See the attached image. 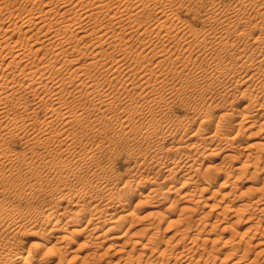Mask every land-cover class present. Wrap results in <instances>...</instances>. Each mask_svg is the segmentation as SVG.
<instances>
[{
	"label": "bare ground",
	"instance_id": "6f19581e",
	"mask_svg": "<svg viewBox=\"0 0 264 264\" xmlns=\"http://www.w3.org/2000/svg\"><path fill=\"white\" fill-rule=\"evenodd\" d=\"M5 1L4 3L11 6H5L6 4L0 2V135H7L11 139H24L26 145L32 146L44 138H58L59 144L65 145L61 152L69 156L72 152V143L68 142L74 132L68 125L75 121L74 115H83L86 108L92 112L97 110L99 113H105L119 102L124 105L122 115H119L122 125L130 126V131L133 132L136 128L145 127V133L155 137L151 140L149 148L150 158L146 157L140 165L141 168L144 164L158 167L154 175H147L148 191H145L146 185H142L138 192H132V183L129 180H125L124 183L113 182L111 175L101 176L93 173L89 180L91 189L79 190L77 200L69 203L70 208H79L83 206L80 204L81 197L87 198L88 206L84 208L82 214L88 212V218L84 222L79 218V215H82L81 209L47 213L46 223L37 231L46 245L54 241L52 246H45L48 249L47 253H58L59 264L76 260L78 258L76 255L67 257L68 234H84L88 237L84 245L86 248L96 247L100 240L104 242L107 239L112 242L114 248L110 244L109 252L105 254L88 250L82 256L81 264H172L173 256L176 260L183 259L181 264H210L217 259L213 252L216 250L215 244L220 239L213 237L214 231L223 226L227 214L231 213L230 207L226 204L219 210L215 208L219 204L215 206L212 204L206 215L198 218L199 222L195 220L193 224L189 219L194 217L202 201L197 200L196 193H204L218 185L212 195L215 197L221 195L223 198L221 201L228 198L230 201H240L236 214L240 218L236 219L237 223L249 209L257 208L263 213L258 221L249 223L244 231L240 243L246 236L249 239L243 252L239 256L236 253H226L223 262L228 263L227 260L232 258L230 264H264L260 263V257L264 254V175L262 180H259L258 176L255 185L247 188L252 191L254 197L252 200L247 202L238 199L240 195H234L236 180L243 177L240 173L245 174L251 167L249 164L251 159L259 161V153L264 149V136L262 141L253 142L244 152L241 151L236 139L242 127L237 133H233L235 128L226 122V113L220 114L215 130L211 129L212 126L210 128V118L207 116L201 121L199 128L186 138H179L180 131L170 127L157 128L152 124L156 131L151 134L152 128L149 123L132 125L133 113L143 111V104L134 103L131 97L138 87L135 77L142 78L143 81H139L142 82V88L145 83V89H141L142 91L136 95L144 98L147 102L145 104L153 110L158 104V95L154 91L152 81L157 82L165 74L166 62L183 64L177 50L181 42L177 36L178 32L187 29L188 23L186 22L185 27V22L178 21L177 14L175 13L176 16L173 14L178 9L176 7L178 0ZM190 1H197L198 6L199 4L204 6L206 1L210 4L205 11V21L210 24V28L201 33L199 45L206 44L207 47L211 44L209 49L215 46L226 51L225 56L218 51L209 52V57H206L208 67L192 73L197 86L212 91L216 89L212 79L217 78L221 88L218 94L223 101L222 105L217 106L219 110L227 107V97L233 93L231 86L237 88L251 82L244 91H256L264 99V91L261 90L264 86V0H237L227 6L216 3V0ZM24 4L26 7L22 6ZM12 7L15 8L11 9ZM147 10H150V13L154 10V15H160L158 21L152 22L150 18H142ZM199 13L201 14L200 11ZM242 25L243 28L235 34L237 41L225 40L224 30L226 31L227 26ZM249 31L257 32L252 44L247 39L243 42ZM17 33L23 36L15 38ZM185 33L194 36L192 39L201 36L199 31L193 29L186 30ZM155 37L160 40L156 41ZM189 41L186 43H190ZM172 42L176 47L174 49L170 46ZM105 46L113 54L103 49ZM46 48L50 51L43 52ZM88 48L93 50L89 53ZM153 59L156 60L151 64ZM93 68H98L102 79L92 74ZM227 78L231 79L229 82L231 85L224 80ZM64 93L72 96L85 94L86 98L92 100V104L82 106L78 113H74ZM30 96H33V100H38L37 103L50 101L51 106L40 124L29 114L22 118L10 116L12 107L9 102L12 97H22L17 103L21 105L24 99ZM263 106L264 102L256 104L255 101H251L244 107L243 117L237 124L240 126L255 123L257 121L254 117L258 115L259 128L264 131V113H261ZM25 109H29L28 105H25ZM212 114L213 111L210 110L207 113ZM57 119L64 128L60 130L53 128ZM166 140H171V145L164 150L160 143ZM205 146L211 149L206 156L223 154L225 160L223 162L230 163V166L222 165V162L219 163L221 165H209L205 170L199 167L197 164L200 158H195L187 150L195 149L198 152L202 148H207ZM175 152L180 155H170ZM234 153L246 157L241 165L235 164ZM15 156V153L0 146V160L12 159ZM89 159L90 157H81L80 164L65 160L58 170L80 171L83 168L81 164L87 163ZM223 167L226 170L221 172ZM162 169L167 172L163 176V182L173 180L174 173L178 171L186 176L180 190L191 186V191L188 192L189 189L186 188L187 192L180 193L181 199L187 205L182 206L178 213L175 211L177 205L174 201L165 206L163 211L158 210L164 203L163 198L167 199L174 191L171 190V184L162 188V182H157V174ZM0 172L2 173V170ZM222 174L225 178L217 183ZM139 196L143 199L137 200L136 197ZM70 200L71 198L68 199ZM130 202L132 204L134 202V208L126 207ZM55 206L64 208L63 199H58ZM141 207H147L148 210L139 218V222L140 220L143 222L141 228L134 233L131 232L130 238L124 240L129 228L133 227L131 223L135 218L133 216ZM175 214L176 217L172 218ZM208 219L213 222L207 221ZM236 221L232 223L236 224ZM3 222L2 232L10 235V241L0 242V264H3L12 252L22 260L33 259L32 250L27 249L23 235L19 231L24 224L7 220ZM229 226L230 224H224L222 231L228 230ZM162 231L167 235L160 238ZM203 231H207V235L206 233L203 235ZM186 239L190 240L189 243L176 252L175 249L185 243ZM200 241L203 243L199 244ZM231 241H235L234 236L224 238L223 242L227 245ZM209 242L213 243L209 253L205 255V252H202L198 257H194L193 253L199 249L208 251L206 244ZM8 243L13 247L8 248ZM252 250L255 251V256H251ZM48 259L49 257H46L43 260L44 264H48L46 263Z\"/></svg>",
	"mask_w": 264,
	"mask_h": 264
},
{
	"label": "rangeland",
	"instance_id": "374dc122",
	"mask_svg": "<svg viewBox=\"0 0 264 264\" xmlns=\"http://www.w3.org/2000/svg\"><path fill=\"white\" fill-rule=\"evenodd\" d=\"M2 1L3 0H0L2 4H6L5 6L9 5L4 3L6 2L5 0L3 2ZM236 1L237 0H216V3L222 6H227L235 3ZM196 3L197 1L190 0H178L176 2V7L178 9L172 13L177 14L178 21L182 23L183 21L185 22V27L187 23L189 25V27L187 25V29L178 32L177 36L181 41L177 50L178 54L181 56V59H183L184 66L181 62L179 63L182 67L179 65V63L174 64L171 62H166L164 65L165 74L157 82L152 81L154 84V91L158 95V104L153 110H151L149 106L145 104L147 102H145L144 98H139L138 95H136L143 90L145 83L143 82L144 84L142 88V82H139L142 78L138 76L135 77L138 87L135 92L131 94V97L134 99V103L143 104V111H141V113L138 111V114L137 112L133 113L132 125L138 126L145 122L144 124L149 123L148 125H150L151 128L153 127L152 124L156 125L157 128L163 127L166 129L170 127L180 131L179 138H186L199 128L201 121L207 116L210 118V128L212 126L211 129L215 130V127L218 124L217 121L220 119V114L226 113V122L228 125L232 124L235 128L233 133H237L242 127V131L239 132L236 140L238 148L244 152L245 148L249 144L263 140L262 138L264 136V131L260 130L259 128L258 120L260 118H258V115H255L254 117V120L257 121L255 123L240 126L237 123L243 117L245 106H247L251 101H255L256 104H261L264 102V99L256 91H244V89L249 84H251V82L239 85L237 88H233V86H231V91L233 93L227 97V107L225 109L219 110L218 107L219 105L223 104V101L220 97L221 95L218 94V91H220L221 88H219L220 86L217 78L214 77L212 79V83L216 87V89L212 91H206L197 86L192 73L198 72L200 69L208 67V61L206 60V57H209V52L211 50L214 53L218 51L222 56H225L226 51L220 47L216 48L215 46L214 48L209 49L211 44L207 47L206 44L199 45L202 37L201 33L210 28V24L205 21L206 7H209L210 4L206 1L204 6L201 4L198 6V3ZM22 6L26 7L25 4ZM13 8L15 7H12L11 9ZM196 10L198 11L196 12ZM149 11L150 10H147L142 18H150L152 22L158 21L157 19H159L160 15H154V10L152 13ZM242 28L243 25L238 27L227 26L226 31L224 30L225 40H229L230 42L237 41L235 34L238 33ZM191 29L199 31L201 36L197 37L196 39H192L194 36H188V34L185 33L186 30ZM256 35L257 32L249 31L248 34L245 35L246 38L243 39V42H245L247 39V41L252 44ZM21 36L23 35L17 33L15 38ZM155 40L159 41L160 38H156ZM187 40H190V43H186ZM30 41L33 43L32 40ZM170 46H172L173 49L176 48L173 42L170 44ZM103 49H105L110 54H113L106 46ZM87 50L90 53V51L93 49L88 48ZM49 51L50 50L46 48L43 52ZM132 56L133 55H131V57ZM155 60L156 59H153L151 64H153ZM97 69L98 68H93L91 72L95 75V77L102 79V75H100V72ZM236 78H238V76ZM229 79L230 78L224 80H227L228 85H231V83H229L231 82V79ZM161 80L162 82H160ZM256 83L257 82L255 81L254 84ZM74 87H76V85H74ZM261 90L264 91V86L261 88ZM257 96L259 97L257 98ZM64 97L74 113H78L82 106H90L92 104V100L86 98L85 94H76L75 96H72L68 93H64ZM21 98L12 97L11 101L9 102L11 103L12 107L10 116H20V118H22L29 114L33 120L40 124L47 109L51 106L49 103L50 101L37 103L38 100H33V96H30L29 98L24 99L23 104L17 105ZM25 105H28V110L25 109ZM123 107L124 105H121L119 102H117L110 111H106L105 113H99L97 110L92 112L86 108L83 115H74L75 121L68 125V127H71V130L74 132L72 135H70V141L68 142L72 143V152L69 154V156L61 152V149L65 148V145H60L58 138H44L42 141L32 146L26 145L23 142L24 139H11L7 137V135H0V140H2L1 145L3 148H6L7 150H10L12 153L16 154V156L12 159L0 160V170H2V173L0 172V242L5 243V240L7 242L10 241V235H8L7 232H2L4 227L3 220L23 223L24 226L21 227L19 231L23 235V241L27 249H31L32 255L34 256L33 259L22 260L21 258H18V255L12 252L11 255H8L7 259L9 260L6 259L5 261V258L3 259L5 261L3 264H44L43 260L46 257H49L48 262L46 263L59 264L60 255L58 253L52 252L48 254V249L45 247L52 246L54 241L46 245L42 236L37 234V231H40L42 225L46 223L47 213H61L75 209H81V214L84 212V208L88 206L86 201L87 198L81 197L80 204L83 206H80L79 208L75 207L72 209L70 208L71 205H69V203L77 200V196L79 195L80 191H84L82 189H91V183H89V180L90 177L94 175L93 173L99 174L101 176L111 175L114 179L113 182L119 181L124 183L125 180H129L132 183V192H138L142 185H146L145 191H148L147 189L149 185L146 183L147 175H154L153 173L157 171L158 167H155L153 164H144L141 168L140 165L141 162H144L146 157L148 159L150 158L149 148L151 147V140L155 139V137L145 133V127L142 129L136 128L133 132L130 131V126L122 125L119 115H122L121 110ZM35 109L36 111H33ZM209 110L213 111L212 115H207ZM261 110V113H264V106ZM150 121L154 122L151 123ZM53 128L60 130L64 128V126L62 125L61 121L57 119L53 125ZM153 131H156V129L152 128L150 130L151 134ZM160 144H162L161 146H163L165 150L166 148L170 147L171 140L163 141ZM205 147L207 148H202L198 152L195 149L187 150L190 154H193L195 158H200L197 164L199 167L205 170L209 165H216L223 162V154H219L217 156H206V154L211 152V149L209 146ZM201 151L205 155L202 156L203 153ZM176 154L179 153H170V155ZM234 154H236L233 158V160H235V164L241 165L246 157L244 155L240 156L237 153ZM83 156L90 157V159L87 163L81 164L83 165V168L80 171L68 172L67 170H58V167L63 165L65 160H70L80 164V158ZM259 156L260 158L258 159V162L255 158L251 159L252 164L249 163L251 167L245 171V174L241 172L240 174H243V177H240L236 180L234 195H240L241 197H238V199H244L248 202L254 198L251 194L252 191L250 192L247 188L255 185L254 182L257 181L258 176L259 180H262L263 178L264 149L259 153ZM222 165L230 166V163L225 164L223 162ZM224 170L226 169L223 167V170L220 171L222 172ZM254 173H259V175H255ZM165 174H167V172L162 169L159 174H157V182H162V188L171 184V190L174 191L170 193L169 196H167V199L163 198L164 203L158 208V210L163 211L165 206H168L170 202L174 201L177 205V209L175 211L178 213L180 208L186 204L181 199L182 192H187L186 190L188 189L189 192L192 189L189 185L180 190V185L186 178V176H183V173L182 175L177 171L174 173L175 176L173 174V180L163 182V176ZM224 178L225 175L222 174L217 183H220V181H222ZM218 187L219 186L216 185L204 193H196V198H198L197 200L200 199L202 201L199 204L200 206L198 205L194 217L189 219V221L193 224L195 220L199 222L200 220L198 218L206 215V213L211 209L212 204H214V206L215 204H219V206H215V208L219 210H222L221 208H223L226 204H228L230 207L231 213L227 214V217L224 220L225 223H222L223 226L224 224H230V228L223 232V226L221 225L220 228L214 231L213 237H220V239L218 243L215 244L216 250L213 252L215 255H217V259L211 261L210 264L213 262H215V264H225L226 262H223V258L226 256V253H236L239 256L247 244L246 241L249 239L248 236H246L242 243H240V239L243 236L244 231H246L249 223H255L260 217H262L263 214L260 209H249L247 212H245L244 216L241 217V221H238L237 223L236 219L238 220V218H240L239 215H236L240 201H230L229 198L221 201L223 199L221 195H218L217 197L212 195L213 190L217 189ZM176 190L179 192H175ZM231 197L233 198V196ZM70 198L71 200L68 201ZM136 198L137 200L143 199L142 196ZM58 199H63V204L65 205L64 208L61 209L55 206ZM134 206V202L133 204L130 202L126 207L134 208ZM141 208L140 210H137L138 212L136 211V215L133 216V218L135 217L131 222L133 223V227L129 228L130 230L127 232V235H125L126 237L124 236V240H128V238H130L131 232L134 233L136 230L138 231V229L141 228L143 222L141 220L139 222V218L143 217L142 215L148 211L146 209L147 207ZM175 217L176 214L172 218ZM79 218L83 219L84 222L88 218V212L79 215ZM207 221L211 220L208 219ZM233 221H236V224H233ZM166 225L167 223L165 226ZM128 227L129 225H127V228ZM206 232L203 231L202 234L205 235ZM68 235L69 239L67 241V245L69 248V255H67V257L76 255L78 258L72 262L67 261L63 264H81L82 256L88 250L96 251L99 254H105L109 252L108 249L110 247L108 248V246L112 244V242L108 239L104 242L100 240V244L89 249L84 247L88 241L87 235ZM164 235H167V233L162 231L160 238H163ZM231 236L235 237V241H231L229 244L224 245V238H229ZM107 237L109 236L107 235ZM189 241V239H186L185 243L180 245L179 248L175 249L176 252L178 249H181L183 245L188 244ZM202 243V241L199 242V244ZM8 246V248L13 247V245L10 246L9 243ZM113 246L114 245L112 244L111 247L114 248ZM212 246V242L207 243L206 247L208 251L199 249L193 253L194 257H198L202 252H205V255H207L212 249ZM219 248L220 251H218ZM254 250H252L251 256H255ZM19 260L20 262H18ZM231 260L233 259H228V263L226 264H230ZM171 262L172 264H181L183 259L176 260L175 256H173ZM260 263H264V254L260 257Z\"/></svg>",
	"mask_w": 264,
	"mask_h": 264
}]
</instances>
